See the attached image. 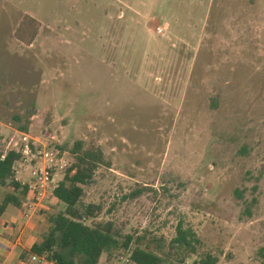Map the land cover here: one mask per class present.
I'll list each match as a JSON object with an SVG mask.
<instances>
[{
	"label": "rangeland",
	"instance_id": "1",
	"mask_svg": "<svg viewBox=\"0 0 264 264\" xmlns=\"http://www.w3.org/2000/svg\"><path fill=\"white\" fill-rule=\"evenodd\" d=\"M19 132L60 150L59 181L77 143L102 151L80 202L119 240L161 238L152 249L178 264L182 220L198 244L181 264H261L264 0H0V152ZM64 209L27 222L8 206L3 235L39 241Z\"/></svg>",
	"mask_w": 264,
	"mask_h": 264
},
{
	"label": "trees",
	"instance_id": "2",
	"mask_svg": "<svg viewBox=\"0 0 264 264\" xmlns=\"http://www.w3.org/2000/svg\"><path fill=\"white\" fill-rule=\"evenodd\" d=\"M72 154L75 161L67 167L63 179L53 192L54 198L63 203L65 209L49 217L47 232L28 251H23L20 259L26 261L32 255H38L54 264H98L102 255L109 259L117 250L122 249V252L128 253L132 264H172L166 263L165 253L159 243L158 252L152 249L154 242L149 239L161 238H148L144 233H133L119 240L113 233L110 221H93L101 211L100 206L94 203L83 204L80 200L84 187L93 179L96 168L102 162V151L81 150L80 143H77ZM19 157L20 153L15 149L0 152V185L10 189L0 203V215L9 205H19L27 190L26 186H21L13 178L12 166ZM197 244L196 234L179 220L175 236L168 244V251L173 250L179 256L177 263H183L185 257L194 254ZM257 258L264 264V245L257 251ZM195 263L216 264L217 258L206 254Z\"/></svg>",
	"mask_w": 264,
	"mask_h": 264
},
{
	"label": "built area",
	"instance_id": "3",
	"mask_svg": "<svg viewBox=\"0 0 264 264\" xmlns=\"http://www.w3.org/2000/svg\"><path fill=\"white\" fill-rule=\"evenodd\" d=\"M18 136L19 145L15 150L20 153V157L12 166L13 178L21 186L27 187L22 208L23 216L30 219L40 214L54 197L53 192L60 182L57 175L63 168V159L59 149L38 141L30 134L19 132ZM21 172H28L31 181L20 179L18 174ZM31 260L41 264H54L38 255H32Z\"/></svg>",
	"mask_w": 264,
	"mask_h": 264
},
{
	"label": "crops",
	"instance_id": "4",
	"mask_svg": "<svg viewBox=\"0 0 264 264\" xmlns=\"http://www.w3.org/2000/svg\"><path fill=\"white\" fill-rule=\"evenodd\" d=\"M52 199H55V198L52 197ZM22 200H23V198L21 199L20 204L17 206L9 205V206H12V209L14 207H18L19 215L21 218H23L24 220H26L28 222L32 217L34 218V217H37L38 215H40V214L34 215L30 219H26L23 216ZM7 208L0 215L1 218H3L5 216V214L6 215L14 214V212L12 210L7 211ZM3 224H4V221L2 220V222L0 223V264H30V263H32L30 261L31 258H27L26 261H22L20 259V255L23 251H28L30 249V247L32 246V244L34 242H37L38 240H36V239H21L22 235L24 234L25 229L20 231V234L17 236V239H8L3 234H4V232H7L8 234H10L9 233L10 231H9L8 227H4ZM29 235H30V233L26 234V236H29ZM33 262H34V264H41V263H37L35 261H33Z\"/></svg>",
	"mask_w": 264,
	"mask_h": 264
}]
</instances>
